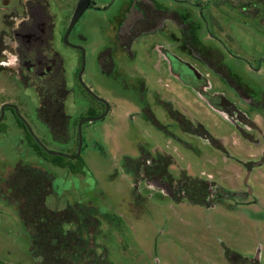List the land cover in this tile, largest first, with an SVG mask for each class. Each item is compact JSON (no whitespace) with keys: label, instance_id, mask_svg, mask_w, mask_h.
Listing matches in <instances>:
<instances>
[{"label":"rangeland","instance_id":"374dc122","mask_svg":"<svg viewBox=\"0 0 264 264\" xmlns=\"http://www.w3.org/2000/svg\"><path fill=\"white\" fill-rule=\"evenodd\" d=\"M236 4L231 18H228L229 10L221 13L226 31L223 34L229 36L222 34L221 42L215 45L218 70L211 72L210 80L217 91L235 101L254 100L255 109H250L249 104H243L241 108L252 111V118L261 122L260 128L264 132V0H236ZM62 53L70 92L64 101L65 113L70 118L69 140L65 141L66 134L62 141L54 139L49 127L38 117L40 99L37 90H21L8 74L0 75V106L4 102H18L33 133L48 150L74 155L80 121L98 117L104 108L79 85L78 53L64 46ZM96 54V50L89 52L88 49L83 81L99 97L106 99L111 109L106 118L83 125L84 174H73L69 168L57 167L41 157L32 147L29 134L24 136L18 131L0 136V186L5 180L17 186V191L23 185L22 180L16 182L17 163L35 166L51 174L54 180L52 193L46 199V209L58 213L68 209L81 220L84 240L94 252V257L84 255L79 262H73V256L65 257L63 252L64 258L54 262L53 253H50L49 264H235L227 260L230 255L258 257L259 264H264V219L257 216H264V164L255 168L248 180L253 198L257 200V204L251 206L253 214L223 206L205 210L200 206L178 205L160 194L149 198L143 186L135 187L133 173L127 164L139 156V144L144 148L149 145L167 148L169 139L137 114L133 98L122 86L111 90L113 83L98 70ZM204 71L209 73L208 69ZM150 76L151 90L170 94L190 116L201 121L213 135L224 139L231 156L240 161L250 158L252 147L190 89L159 73L153 72ZM163 123L166 127L169 125V122ZM180 137L191 143L195 151L188 153L183 143L174 142L171 147L183 151L188 162L191 160V164L200 167L197 174L202 170L210 173L219 170L214 165L217 158L212 149L188 137ZM233 137L237 138L236 144ZM178 161L184 166L188 164ZM243 171L237 167L229 173L218 171L217 176L235 187H244L246 172ZM9 196L10 203L0 202V264H43L44 259L34 254L32 235L35 227L44 223L45 219L39 220L44 213H29L32 221L25 222L20 215L19 194L14 192ZM37 217L34 223L33 218ZM83 219L90 221L89 227L83 224ZM69 224H65V230L71 228ZM72 228L78 231L77 226ZM67 242L82 253L87 251V245L83 246L80 240L73 241L70 237ZM63 247L61 244L60 249L64 250Z\"/></svg>","mask_w":264,"mask_h":264},{"label":"flooded vegetation","instance_id":"af4514ba","mask_svg":"<svg viewBox=\"0 0 264 264\" xmlns=\"http://www.w3.org/2000/svg\"><path fill=\"white\" fill-rule=\"evenodd\" d=\"M81 2L0 0V61L3 62L0 63V75H10L21 90H37L40 99L37 112L41 119L45 105L52 102L49 100L43 104L44 99L57 98L60 102L63 97L64 104L70 93L65 78L64 46L80 57L77 80L81 89L103 106V114L107 109L109 114V102L83 81L88 49L89 52L96 50L97 68L113 83L111 90L122 86L133 98L137 114L169 139L167 148L159 145L144 148L139 144V156L127 164L133 173L135 187L143 186L149 198L160 194L178 205L200 206L205 210L223 206L252 213L251 206L257 204V200L253 198L248 180L253 170L264 164V132L260 128L261 122L252 118V111L241 106L249 104L250 109H255L257 105L251 98H243L244 101L229 98L226 93L217 91L210 80L211 72L218 70L215 45L221 42V36L226 32L221 13L229 10L228 18H231V12L237 6L236 0H85V8H80ZM153 72L179 81L230 124L245 144L252 147L250 158L245 161L235 159L226 148L224 139L213 135L201 121L190 116L170 94L151 90L149 81ZM107 90L111 92L109 88ZM4 105L10 107L5 108L0 136L20 131L36 141L28 123H25L19 103L4 102L0 106V117ZM163 122H169V125L166 127ZM64 132L68 136L66 140H69L70 118ZM180 135L212 149L217 158L214 165L219 167V172L229 173L237 167L244 170L245 186H233L225 178L217 176L216 170L214 173L202 170L197 174L200 167L191 164V160L188 162L183 151L171 147V143H183L188 153L195 151L191 143H186ZM232 139L236 144L237 138ZM177 158L180 162L187 161V166L180 164ZM225 162H229L227 167ZM23 166L17 163L15 168L18 170ZM3 182L0 202L7 204L11 202L9 195L16 194L17 186H12L8 180ZM18 197L22 206L27 201V194L21 190ZM61 213L66 216L58 225L65 232L85 236L80 229L81 220H77L68 209ZM257 216L264 219V216ZM66 223H70L71 228L65 230ZM83 224L89 227L90 221L83 219ZM75 226L78 231L73 230ZM77 240L81 241L80 238ZM81 242L92 249L84 239ZM57 247L61 248V241ZM233 257L230 255L227 260L235 264H259L258 257Z\"/></svg>","mask_w":264,"mask_h":264},{"label":"trees","instance_id":"16d2710c","mask_svg":"<svg viewBox=\"0 0 264 264\" xmlns=\"http://www.w3.org/2000/svg\"><path fill=\"white\" fill-rule=\"evenodd\" d=\"M62 99L60 102L57 101V98L44 99L43 104L48 103L49 100H52V102H50V105H45V113L41 115L42 121L49 127L53 138L60 141H62V138L66 132L65 131L63 133V128L68 129L69 126V118L65 113ZM29 138L31 139L32 147L35 148L36 152H38L41 157L52 161V164L55 166L69 168L71 173L77 175L85 173L86 164L82 163V156L77 161H72L64 157L51 156L46 153L30 135ZM65 141L67 140L65 139ZM15 176L17 179L16 181L22 180L23 182V185L18 188V194H21V190H23L24 194H27V201L22 204V208L20 209L22 220L25 222H31V215L29 213H44V216L39 218V220L45 219L44 223L38 224L40 226L35 227L32 235L34 254L44 259L43 264H49V257L52 255L50 253H53L55 258L54 262H60L59 260L64 258V256H73V262H79V260H81L84 255L88 254L94 257V252H92L90 248H87L88 250H85V253H82V251L74 248L73 244L67 245V240L70 237L73 239V241H76L77 238H80L82 241L84 236L77 235V237L75 236L76 234L65 232L58 224L64 220L66 215L64 213L62 214L61 212H52L46 209L45 203L47 197L51 194L54 180L53 176L40 168L29 165H24L23 167L19 168ZM33 220L34 223H36L38 217L35 219L33 218ZM58 241H61V244L64 246V250L57 248ZM61 252H63L64 256L61 254Z\"/></svg>","mask_w":264,"mask_h":264},{"label":"water","instance_id":"95a60500","mask_svg":"<svg viewBox=\"0 0 264 264\" xmlns=\"http://www.w3.org/2000/svg\"><path fill=\"white\" fill-rule=\"evenodd\" d=\"M85 0H82V2L80 3V8H85V4L84 2ZM84 10V9H83ZM83 71V70H82ZM101 100V99H99ZM103 101V100H101ZM6 107H10V105H4L3 109H2V115L0 117V123L3 121L4 119V111H5V108ZM108 107V106H107ZM108 114V109L106 110V112L102 115V116H99V117H95V118H86L84 120H82L79 125H78V131H79V141H78V149H77V153L75 155H65V154H62V153H58V152H53V151H50L48 150L41 142L40 140L36 137V135L33 133L32 129L30 128V126L27 124V122L25 121V123L27 124L28 126V129L29 131L31 132V134L34 136V138L36 139V141L38 142V144L41 146V148L46 152L48 153L49 155L51 156H54V157H64V158H67V159H70V160H78L81 155H82V149H83V143H84V140H83V133H82V127H83V124L85 123H88V122H95V121H99V120H102L103 118H105Z\"/></svg>","mask_w":264,"mask_h":264},{"label":"clouds","instance_id":"9594fccd","mask_svg":"<svg viewBox=\"0 0 264 264\" xmlns=\"http://www.w3.org/2000/svg\"><path fill=\"white\" fill-rule=\"evenodd\" d=\"M14 59H15V58H13V62H14ZM0 63H3V62H2V61H0Z\"/></svg>","mask_w":264,"mask_h":264}]
</instances>
